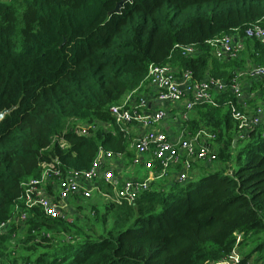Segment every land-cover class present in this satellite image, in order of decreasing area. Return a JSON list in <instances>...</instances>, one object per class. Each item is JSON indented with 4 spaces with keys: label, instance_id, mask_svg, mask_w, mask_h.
<instances>
[{
    "label": "trees",
    "instance_id": "1",
    "mask_svg": "<svg viewBox=\"0 0 264 264\" xmlns=\"http://www.w3.org/2000/svg\"><path fill=\"white\" fill-rule=\"evenodd\" d=\"M120 1H0V111H9L0 121V224L41 161L87 170L99 149L130 161L122 133L98 130L87 138L65 125L113 126L109 108L144 81L150 64L226 84L235 71L264 66V44L243 34L264 16V0H129L113 12ZM234 30L243 51L236 59L215 57L207 41ZM189 45L197 49L189 58L175 48ZM251 84L263 100L264 82ZM215 100L216 107L193 110L188 132L215 136L216 161L195 163L184 183L152 186L133 206L105 204L103 222L110 214L113 226L96 240L78 220L31 210L23 226L0 236L3 264H214L233 249L238 264H264V129L236 140L229 111L235 97L226 91ZM14 247L24 254H12ZM39 248L45 253L32 261L27 253Z\"/></svg>",
    "mask_w": 264,
    "mask_h": 264
},
{
    "label": "built area",
    "instance_id": "2",
    "mask_svg": "<svg viewBox=\"0 0 264 264\" xmlns=\"http://www.w3.org/2000/svg\"><path fill=\"white\" fill-rule=\"evenodd\" d=\"M243 34L264 44V16L250 23ZM207 45L219 59H236L244 49L243 39L237 30L230 35L213 38L207 41ZM175 48L184 58L197 52L193 45ZM242 79L264 82V66L235 71L226 84L208 77L198 80L191 70L173 68L170 64H150L144 81L155 89L156 102L181 105L179 117L182 123L188 121L189 113L196 107H216L215 95L230 91L237 101L236 105L229 103L230 116L236 123V140H241L254 129H264V100L249 113L241 97ZM109 112L113 126L105 122L83 123L74 119L69 122L75 134L87 138L98 130L113 134L120 132L124 138L129 137L133 130L138 131L130 141L133 150L130 164L137 173L124 176V154L116 155L102 149H99L91 166L82 171L63 170L57 158L41 161L38 175L21 183V194L14 203L11 218L0 224V236L8 231L10 225L23 226L34 209H39L48 219L67 220L70 216L81 219L80 203L93 197L104 204L133 206L142 193L159 182L169 179L175 184L184 183L190 178L195 163L212 164L217 159L213 134L198 131L195 135L185 136L181 130L167 132L158 129L169 115L164 109H149L148 101L138 88L112 105ZM239 240L240 236H237L236 243ZM239 261L240 255L233 249L226 259L214 264H238ZM0 264H3L1 257Z\"/></svg>",
    "mask_w": 264,
    "mask_h": 264
},
{
    "label": "crops",
    "instance_id": "3",
    "mask_svg": "<svg viewBox=\"0 0 264 264\" xmlns=\"http://www.w3.org/2000/svg\"><path fill=\"white\" fill-rule=\"evenodd\" d=\"M173 68L178 66L171 65ZM140 87L138 86V92L146 98L148 101L149 109H164L167 114L169 115V118L162 122L161 125H159L157 128L163 131H178L181 130L185 133V136H192L188 132V121L193 116V113H189V119L187 122H180V111H181V105L177 104H166V103H159L154 100L155 97V89L148 84L147 81H142L140 84ZM242 85V100L246 103V110L249 113H252L253 110L260 104L262 100H258V93L254 92L255 96L251 97V94L253 93L250 91L251 87V81L249 79H242L241 81ZM264 100V99H263ZM138 131L133 130L129 137L126 138V140L129 142V148L128 150L133 154V150L130 148V141L131 139L136 135ZM194 135V134H193ZM124 157L126 159V164L122 165V174L124 176L126 175H135L137 172L133 169V167L130 164V161L127 159L125 153ZM132 167V168H131ZM139 173H141V169H138ZM171 180H166V183H170Z\"/></svg>",
    "mask_w": 264,
    "mask_h": 264
},
{
    "label": "rangeland",
    "instance_id": "4",
    "mask_svg": "<svg viewBox=\"0 0 264 264\" xmlns=\"http://www.w3.org/2000/svg\"><path fill=\"white\" fill-rule=\"evenodd\" d=\"M1 2H7L8 0H0ZM72 127V123H70L69 121H67L65 128L66 130L71 129ZM215 146V145H214ZM216 148V147H215ZM199 165H201L202 163H198ZM198 165V166H199ZM211 169H209L208 171H212L213 166L210 167ZM197 175L199 174V172L194 171ZM129 176V175H126ZM198 176H196L195 178H197ZM160 184H165L166 180L163 182H159ZM104 207L105 204L103 203V201H101L99 198L97 197H93L90 200H83L80 205H79V211H80V216L82 217L81 219L70 216L67 220L71 221V222H75L78 220V224L82 227H84V225H86L84 227V231H86L87 234L93 236L92 240H96L100 235L104 234L106 231L110 230L111 227L113 226V221L110 217V214L107 216V221L103 222V214H104ZM93 210H95L96 214L93 215ZM71 231H74V228L72 226H70ZM21 232V231H20ZM20 232L17 233L16 237L20 235ZM15 237V239H16ZM14 239V240H15ZM13 240V243L11 241L7 242V244L9 246H14L15 241ZM12 254H24L22 253V251L18 248V247H14L12 250ZM40 253H45V251H43L42 249H37L34 252H28L27 255L30 256V259L33 261L38 254ZM68 263V262H66ZM248 264H256L253 263L252 261H250Z\"/></svg>",
    "mask_w": 264,
    "mask_h": 264
},
{
    "label": "water",
    "instance_id": "5",
    "mask_svg": "<svg viewBox=\"0 0 264 264\" xmlns=\"http://www.w3.org/2000/svg\"><path fill=\"white\" fill-rule=\"evenodd\" d=\"M127 1H129V0H122V1H120V2L115 6L113 12H115V13L118 12V11L120 10V8L122 7V5H123L125 2H127ZM8 112H9L8 110L0 111V121L3 119L4 115H5L6 113H8ZM235 144H236V140L233 141V145H235Z\"/></svg>",
    "mask_w": 264,
    "mask_h": 264
}]
</instances>
